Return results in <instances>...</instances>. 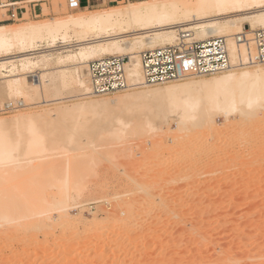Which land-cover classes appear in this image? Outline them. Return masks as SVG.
Instances as JSON below:
<instances>
[{"label":"rangeland","instance_id":"374dc122","mask_svg":"<svg viewBox=\"0 0 264 264\" xmlns=\"http://www.w3.org/2000/svg\"><path fill=\"white\" fill-rule=\"evenodd\" d=\"M137 1L142 0H110L102 5L91 2L87 7L79 9L71 7L69 0H26L17 5L24 12L21 19L6 20V10L0 8V19H4L0 21V25L21 27L41 24L53 19L84 15L81 12L94 14L124 9L129 3ZM32 9L35 13H31ZM244 25L245 30L250 29L248 22ZM257 28L259 26L250 30L251 34ZM61 45V40H57L56 46ZM38 48H47V43L39 42ZM140 49L144 51L149 48L143 46ZM57 52L65 53V49ZM20 54L22 52L19 47L12 46L7 56H4L5 53H0V56L16 59ZM258 65L256 67H264V64ZM60 69L71 74L73 66L70 62L51 61L47 66L39 65L25 72L15 71L18 74L26 73L27 79L36 71L46 74L42 75L40 97L38 94L34 96V100L25 101L21 95L17 96L14 102L21 100L23 106L0 112V131L3 133L0 132V136L5 134L1 140L7 137V141H3L14 143L16 139L18 142L23 138L26 143L21 140L19 142L23 144L19 145L29 144L28 136L33 133L30 134L29 127L24 129V124L27 123L13 120L15 113L38 115L43 110L52 109L55 113L44 115V120L35 122L34 127L37 131L45 129L43 133L49 130L47 134L51 136V133L59 129L56 128L58 126L62 129L58 131L63 133L65 129L69 132L67 128H73V119L56 120L60 118L57 116L60 114L59 110L65 106L71 107L73 103L103 101L136 91L228 73L226 70L161 85L135 87L109 95L72 99L66 98L64 94L55 97L54 90L53 94L50 90H43L51 78L61 72ZM69 74L67 81H72ZM85 79L90 86L87 75ZM5 80L6 77H0V83ZM68 84L64 90L61 89L62 93L74 87L72 82L68 81ZM141 100L139 103H124L116 107L115 116L117 113L128 117V124L125 125L116 120L108 122L111 112L114 115V104L107 107L108 110H113L111 112L105 107L106 112L102 108L99 112L96 109H84L80 114L82 118L85 112L92 110L95 113H86L85 118H91L89 122L85 118V122L81 121L78 114V122L75 120L77 124H73L76 130L77 125H82L83 128L88 124L81 130L79 128L74 137L80 139L78 141L83 143V147L73 148L72 144L59 147L58 152L52 151L56 153L53 157L41 160V164L38 158L48 151L24 155L22 151L25 146H19V153L22 154L17 157L16 162L38 164L35 169L40 176L34 182L41 189L42 195L46 196L47 202H52L56 194L54 185L48 187V181L52 179L50 175H53L54 180L57 177H67L70 195L66 209L51 211L49 208V211L42 213L45 217L39 214L44 218L43 229L41 226L34 232L30 229V233L29 229L24 230L21 225L24 221L27 222L26 219L9 223L0 219V264H264V101L254 113L245 115L242 119L236 113L238 116L234 115L226 123L222 111H215L211 114L215 123L210 128L203 124L193 125L191 120L186 119L183 122L184 128L179 129L176 121L170 117L168 122L155 117L152 126L142 117L153 114L166 103L167 96ZM8 101L11 100L4 98L3 104ZM131 109H134L132 117L136 115V110L139 118L135 116V119H129L127 115L131 117ZM106 113H109L107 118L95 121L98 126L91 124L94 116L102 117ZM49 120L53 121L50 123ZM79 121L82 124H78ZM49 123L52 125L47 128ZM21 124L24 128L21 126L22 129L19 130ZM32 125L34 126H29ZM102 125H105L104 128ZM50 127L53 128L52 132ZM96 127H100L98 136L95 135L98 129ZM73 129L72 131H76ZM43 136L41 135L42 138ZM53 136L55 135L52 138ZM49 137L46 140H52ZM230 159H235L232 166H228ZM8 173L1 171L0 176H8ZM29 174L31 175L26 171L24 176L30 178ZM76 189L82 190V193L76 195ZM36 217L32 215L31 220L37 221ZM41 217L37 218L38 221ZM18 223L20 225L14 227ZM58 223L60 225L55 226Z\"/></svg>","mask_w":264,"mask_h":264},{"label":"bare ground","instance_id":"6f19581e","mask_svg":"<svg viewBox=\"0 0 264 264\" xmlns=\"http://www.w3.org/2000/svg\"><path fill=\"white\" fill-rule=\"evenodd\" d=\"M22 1L24 3L26 0ZM125 7L124 9H111V11L94 14L81 12L84 15L70 16L60 20L53 19L50 22L29 24L21 27H11L8 24H1L0 53H5L4 56H7L12 46H18L22 54L16 59H6L2 57L3 55L0 56V77H6L4 83H0V109L3 105L15 103V97L20 95L25 101L34 100V96L38 94L40 97L42 93V75L46 73L36 71L29 75L30 79H27L26 73L18 74L15 71L25 72L39 65L47 66V63L51 61L55 63L70 62L73 66L71 74H69V71L66 72L65 69H60L61 72L51 78L49 84L44 86L43 90L45 91H56V94L54 93L55 95H53L55 97L56 95L58 97L63 94L66 98L72 99L93 96L90 94L91 86L86 83L85 79L86 75L88 76L87 63L106 55L126 56L128 58V62L126 63L128 80L133 84H139L142 79L139 60L140 48L146 46L152 49L157 46L173 44L181 33H187V39L195 41L204 40L212 36L225 37L230 60L228 73L211 78L189 80L181 84L166 87L136 91L120 97L103 99V101L90 100L73 103L71 107L65 106L61 108L59 110L60 114H57L60 118H56V120L73 119V124L75 125L78 122V119L76 120L77 115L79 114L78 116H80L81 111L84 109H96L99 112L102 108L104 112V107L107 109L111 104H114L115 109L112 107L114 111L107 109L108 112L113 111L114 115H111V112L110 117L107 116L109 113H106L102 117H95L97 116L96 112L94 119H92L93 123L90 121L91 124L98 126L96 122H99L101 118L108 117L109 123L117 121L125 125V123L128 124V117L119 116L117 113V116H115L116 107L124 103H139L142 101L141 99H157L161 98V96H167L166 103L158 107L153 114L146 117L142 116L147 124L151 125L154 123L155 117H161L165 122H168L167 119L170 117L176 121L179 129L184 128L183 122L186 119L191 120L193 125L203 124L210 128L215 123V119L211 115L212 112L222 111L225 122L228 123L236 113L241 119L245 115L254 113L260 103L264 101V67H256L261 63H253L250 58L254 51L250 30L258 26L264 27V0H161L152 2L142 0L129 3ZM245 22L250 24L249 30H245ZM240 35L245 36L244 42H238V36ZM73 37H75L74 41ZM57 40H61L62 42L60 47L56 46ZM41 41L47 43V48H38ZM62 48L65 49V53L57 52V50ZM231 69H234V71H231ZM68 74L71 75L69 78H73L72 81L71 79L68 81L72 82L74 87L70 86L71 90L62 93L63 88L69 85L67 81ZM72 89H74L73 92ZM4 98L11 101L3 104ZM16 102L24 105L21 100H17ZM92 110L88 112L91 114L95 113ZM52 112L55 113L52 109L43 110L38 115L37 113L36 115H32V113H15L12 117L15 122L19 121L28 124V126L24 124L25 128L21 124L19 130L22 129L21 126L24 129L26 127L31 129L30 134H33L30 137L28 136L29 133H26L28 138H30L29 141L27 140L29 143L27 146L19 145L22 142L26 143L22 137L19 140H22V142H17L16 139L13 141L15 144L12 141H10L11 143H6L7 137L5 138L6 141H3L5 139H0V172L4 170L9 172L8 176H0V219L4 223L26 219L27 222L24 221L21 225L22 228H25L24 230L29 229L28 232H30V229H33L34 232L40 226L41 228L44 227L45 222L43 221V217H45V214L43 215L42 213H46V210L49 211V208L51 211L53 209H66V206H68L66 202L70 195L69 181L67 177H57V180H54L53 175H50L53 181L49 177L51 179L49 182L48 177H46L49 183L48 187L51 188L54 185L56 189L53 201L47 202L46 196L42 195L41 189L36 187L37 185L35 186L34 182V179L40 176L35 169L38 164L29 161L20 164L16 162L17 157L22 153L24 155H31L36 152L48 151L45 154H41L42 156L38 158V162L41 164V160L53 157L56 153L54 154L52 151L60 150L59 147L64 148L67 144H72L71 147L73 148L83 147V143L78 141L80 139L74 137H76L79 128L81 130L88 125L84 123L85 126L83 124V128H81L82 125H77L78 128L76 127V130L72 124L74 129L72 127L71 129L67 128L70 131L67 132L65 129L66 132L64 131V133H73L66 136L63 135V132H59L62 130L59 126L56 127L59 128V131L55 132L54 129L51 136L47 134L50 132L49 130H46L45 134L43 133L45 129L37 131L34 128L35 122L44 120V115H53ZM83 112L82 114H84ZM88 112H85L84 115L86 116ZM132 112L131 117L129 114L127 115L129 119L135 116V118H139L136 110L134 117H132L134 115V112L133 114ZM147 113L148 111H146ZM141 114L143 113L141 112ZM111 116L112 120H110ZM80 117L82 118V116ZM125 118L126 121H124ZM90 119L87 118L86 121L89 122ZM53 120H49L50 123ZM50 123L46 127L52 125ZM139 123L142 124L143 120L142 123ZM30 124H34V126L32 125L31 127L29 126ZM78 124L82 123L79 121ZM96 128L98 129H96L95 135L98 136L97 133H99L100 127ZM33 129H36V131H33ZM49 129L53 128L50 127ZM72 129L76 131H72ZM0 132L2 133V131ZM57 132L58 134L56 135ZM39 133L44 136L49 135L52 140H46V137L48 138L49 136H43L42 138ZM52 135L58 137L53 140L55 136L52 138ZM62 135L63 137H61ZM2 136L5 137V134L1 135L0 138ZM102 137L104 138V136ZM95 142H98V140ZM19 146H25L22 153H19ZM94 146L97 145L95 144ZM234 163L235 159H230L228 166H232ZM25 170L27 173H31V175L29 174L30 178H26V175L24 176L26 174ZM74 191L76 195L82 193V190L76 189ZM34 213L37 216V221L31 220L32 215L35 217ZM39 214L43 215V217ZM39 217H41L40 222L37 219ZM46 218L50 219V217ZM17 225L20 224H15L14 227H17ZM57 225H60V223L55 226Z\"/></svg>","mask_w":264,"mask_h":264},{"label":"built area","instance_id":"2783aa9c","mask_svg":"<svg viewBox=\"0 0 264 264\" xmlns=\"http://www.w3.org/2000/svg\"><path fill=\"white\" fill-rule=\"evenodd\" d=\"M22 0H0V8H5L6 20L21 19L18 4ZM73 8H79L78 0H69ZM245 36H238L244 42ZM254 51L253 63L264 64V27L255 29L251 39ZM142 79L139 84L129 82L127 77L128 58L121 55H106L88 63V76L93 96L109 95L127 91L135 87H147L198 78L224 72L230 68L227 40L223 36H212L204 40L187 39V33L178 35L173 44L157 46L139 53ZM19 102L3 105L0 112L20 108Z\"/></svg>","mask_w":264,"mask_h":264},{"label":"crops","instance_id":"0c3cea01","mask_svg":"<svg viewBox=\"0 0 264 264\" xmlns=\"http://www.w3.org/2000/svg\"><path fill=\"white\" fill-rule=\"evenodd\" d=\"M79 1V9L83 8V7H87L91 2L95 3V4H98V5H102L104 4V2H107V1H110V0H78ZM14 12H21V18L23 17V14L24 12L23 11H18L17 9L16 10H13ZM35 13V10L32 9V12L31 13ZM4 19H0V21H3Z\"/></svg>","mask_w":264,"mask_h":264}]
</instances>
